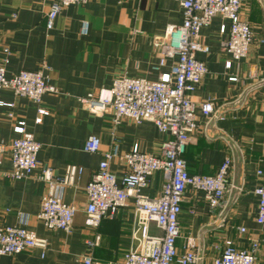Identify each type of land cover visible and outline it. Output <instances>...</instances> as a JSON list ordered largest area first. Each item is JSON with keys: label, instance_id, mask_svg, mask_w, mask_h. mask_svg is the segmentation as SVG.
I'll list each match as a JSON object with an SVG mask.
<instances>
[{"label": "crops", "instance_id": "obj_1", "mask_svg": "<svg viewBox=\"0 0 264 264\" xmlns=\"http://www.w3.org/2000/svg\"><path fill=\"white\" fill-rule=\"evenodd\" d=\"M51 2L0 0V58L5 48L11 52L7 74L44 68L59 88L45 93L40 104L9 87L0 91V139L6 144L2 167H12L10 142L18 135L14 125L19 119L26 120L27 128L42 144L40 163L32 175L22 179L0 176V225L22 223L23 216L24 223L46 240V246L1 255L0 264H85L83 257L88 254L93 255L94 264L120 261L132 241L135 196H130L114 218H103L92 226L86 223L85 186L115 143L121 152L138 144L143 150L159 153L167 134L151 120L138 123L123 117L115 122L112 109L97 114L82 98L97 94L124 74L157 78L159 71L153 66L160 59V50L155 40L168 25L182 23L181 0L72 3L62 7L49 28ZM242 13L252 25L254 39L240 59L233 58L225 47L229 31L223 32L221 24H229L228 19L216 15L200 32V39L210 49L198 51L197 56L206 61L209 71L193 93L198 126L191 132L185 157L192 173H214L228 153L233 155L234 168L222 212L221 207H211L202 190L188 186L184 193L177 244L184 250L187 237L193 236L203 254L197 264H213L217 246L227 237L240 247H249L250 238L259 239L258 261L264 264V223L257 220L259 196L255 192L256 185L264 183V0H242ZM84 20L89 22L87 32L82 31ZM174 60L169 58L162 70H169ZM208 99L217 109L211 117L200 107ZM40 106L49 112L38 121ZM93 133L101 137L100 150L86 151L84 143ZM72 163L83 171L74 183L63 186L61 194L78 207L74 229L48 228L38 218L42 199L50 189L44 168L51 166L54 174L64 175ZM110 166L121 176L125 158H113ZM163 182L159 170L143 192L158 195ZM239 226L247 231H240ZM97 235L98 244L90 247L87 240Z\"/></svg>", "mask_w": 264, "mask_h": 264}, {"label": "built area", "instance_id": "obj_2", "mask_svg": "<svg viewBox=\"0 0 264 264\" xmlns=\"http://www.w3.org/2000/svg\"><path fill=\"white\" fill-rule=\"evenodd\" d=\"M87 0H52L47 14V26L52 28L63 6L82 3ZM183 21L170 24L165 32L158 36L155 45L160 50V59L153 68L159 71L157 78L145 75H121L114 78L108 87L100 88L97 94L91 93L82 100L88 108L97 114H103L109 108L113 119L120 122L130 117L135 122L151 120L159 130L167 134L162 140L160 152L155 153L134 144L129 150L121 152L119 143L105 152L97 171L87 182L85 191L86 223L97 226L103 218H114L121 207L135 196V225L132 229V241L120 261L105 264H197L203 257L201 249L193 236L187 237L184 250H180L177 239L181 234L180 214L182 201L188 186L202 190L212 208L225 206V196L231 181L234 158L231 153L225 155L214 173H192L185 157L191 140V132L198 126L196 102L193 93L209 71L205 60L197 56L198 51H208L209 45L200 39V32L209 25L216 15L229 20L221 24V30L229 31L225 41L226 49L233 58L245 56L254 39V31L248 18L242 13V0H181ZM89 22L83 21L82 31L87 32ZM10 50L0 58V91L4 87L12 88L16 93L26 95L40 104L47 92H58L59 88L50 81L44 68L21 69L12 75L7 74ZM175 58L169 70H162L169 58ZM228 66L231 60L227 61ZM237 79V76H230ZM1 103L14 105L12 101ZM200 107L208 117L216 114L212 99L203 101ZM40 115L49 110L39 107ZM14 129L18 135L10 142L11 169L2 167L3 152L6 144L0 139V176L22 179L29 177L40 163L41 142L27 128L26 120L19 119ZM100 135L93 133L84 143V149L99 151ZM123 156L125 171L121 176L112 170L110 161ZM161 170L164 182L158 195L150 196L143 192L155 172ZM83 171L78 164H69L64 175L54 174L51 166L44 168L43 177L49 181V192L42 199L38 218L48 228L74 229V220L78 207L63 199L61 190L65 184L74 183ZM259 196L257 220L264 223V183L256 185ZM22 223L0 225V256L15 254L32 246H46V240L28 227L22 216ZM239 230L246 232L245 226ZM100 236L88 239L90 247L99 242ZM260 241L250 238L249 247H240L231 237L224 239L213 258V264H259L258 250ZM85 264H94L92 254L83 257Z\"/></svg>", "mask_w": 264, "mask_h": 264}]
</instances>
